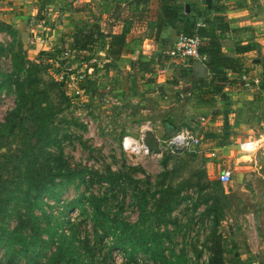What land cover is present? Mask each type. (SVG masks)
<instances>
[{"label": "rangeland", "instance_id": "374dc122", "mask_svg": "<svg viewBox=\"0 0 264 264\" xmlns=\"http://www.w3.org/2000/svg\"><path fill=\"white\" fill-rule=\"evenodd\" d=\"M257 53L264 65L263 54ZM51 64L26 60L17 33L0 32V126L7 113L16 108L19 90L24 93L19 117L22 126L12 136L0 139V194L5 200L0 205L7 204L11 214L3 218L0 211V236H6L2 228L13 231L18 225L13 213L16 201L9 200V192L18 191L17 187L26 189L25 172L30 171L32 157L37 159L39 175L44 165L49 170L54 168V159L61 155L72 169L86 170L85 177L52 188L31 216L20 203L24 228L19 235L24 233L29 238L39 230L41 238L36 246L29 245L25 254H15L12 259L1 246L0 264H46L58 248L66 252L59 264H264V188L235 191L231 180L221 183L223 167L218 156L207 157L202 144L201 154L198 147L178 154L168 150L148 155L124 152L123 137L138 138L140 126L148 121L142 114L149 109L135 115L129 107L124 110L119 101L115 105L94 104L86 94L83 100L93 122L88 129L68 111V98L52 75L55 72L57 76L59 68ZM226 166L228 162L224 169ZM109 173L119 175L114 185L105 179ZM258 175L262 185L264 173ZM89 196L104 199L101 210L106 217L140 231L133 242L141 241L144 234L157 235L159 243L154 242L156 236L151 239L156 244L155 254L138 251L133 255L129 239L123 254L112 248L113 235L101 232L103 241L96 243L90 206L73 203ZM15 238L13 248L19 251L22 246L18 243L24 239ZM40 239L47 242L41 252ZM5 243L3 237L2 245ZM108 250L109 256L104 257Z\"/></svg>", "mask_w": 264, "mask_h": 264}, {"label": "crops", "instance_id": "0c3cea01", "mask_svg": "<svg viewBox=\"0 0 264 264\" xmlns=\"http://www.w3.org/2000/svg\"><path fill=\"white\" fill-rule=\"evenodd\" d=\"M137 1L144 0H0V21L20 37L25 59L38 65H49L48 60L70 50L72 33L78 30L91 33L99 27L105 35L124 30L127 51L116 63L107 61L105 46L67 67L90 71L100 88L111 89L124 110L129 107L137 115L149 109L142 115L155 136L166 138L184 127L193 131L200 141V154L202 144L207 157L218 156L233 190L264 188V179L262 185L257 181L258 173H264V87H260L264 65L257 59L258 51L264 56V0H179L186 13L200 14L197 22L229 28L230 34L218 40L223 56L234 58L237 47L251 49L243 56L246 76L258 83L251 81L252 88L244 90L231 82L213 102L201 100L200 90L219 83L217 77L235 81L233 73L208 71L200 79L194 75V63L189 68L177 60L154 73L131 71L132 62L167 52L177 37L167 28L156 40L157 0L146 5ZM211 4L219 10H212ZM226 162L228 169H224Z\"/></svg>", "mask_w": 264, "mask_h": 264}, {"label": "trees", "instance_id": "16d2710c", "mask_svg": "<svg viewBox=\"0 0 264 264\" xmlns=\"http://www.w3.org/2000/svg\"><path fill=\"white\" fill-rule=\"evenodd\" d=\"M148 1L149 0L137 1V2L146 5ZM157 6H158L157 8L158 10H157L156 21L154 24V30H155L154 36L156 40L160 39L161 33L163 32V30L167 28L172 29L177 36L184 35L186 37H193L197 35L200 38H202L203 41L206 42L204 43L203 46L199 48V54L205 57L203 63L206 65L208 71L210 73H214L215 71H219V70L228 71L233 73L236 77L235 81H228V79L225 78L224 76L217 77L216 79L218 80L219 83H212L210 84L209 87H203L200 90L201 100H203L204 102H213L223 92L224 87L230 85L231 82H235L237 85H240L239 83L240 77L244 74L246 75L248 71L245 66V60L243 56L251 49L246 46H241L235 48L236 56L234 58L223 56L221 53V46L218 40L230 34V30L227 26L219 25L216 28H212V27H207L204 23L197 22V18L200 16V14L186 13L183 7L181 6L179 0H157ZM211 9L219 10L218 8L214 7L213 4H211ZM197 24H202L203 26L197 27ZM0 32L11 33L13 35L16 34V32L12 30L10 25L3 23L1 21H0ZM125 34L126 32L123 30L119 34L105 35L104 33L101 32L99 27H96L95 31L91 33H85L83 30H78L74 34L72 33L71 36L72 42L70 45V51L74 52L72 61H78V60L83 61L87 59L85 56L87 55L92 56L97 50L103 49L106 46L105 56L107 61L110 64L116 63L127 51ZM171 60L172 59L167 54V52H163L156 57H151L147 61L143 60L142 57H139L136 62L131 63V71L133 73H136L137 71L135 70L138 68L139 72L154 73L155 71H157V69L160 70L165 68L169 63V61ZM184 64H186L187 67L190 68L193 62L189 60L186 61ZM263 77H264V67H263ZM87 83H88L87 85L88 91H91L93 89L92 86H94L95 84L92 80H88ZM60 85L62 86V84ZM260 87H264V80L260 85ZM19 95L20 98L16 108L7 113L4 123L0 126V139L6 136H12L15 130L22 126L23 119L19 118L20 111L22 108L23 97H24V93L22 89L19 90ZM29 145L30 148L33 147L31 142ZM48 160L49 159H47L46 162ZM54 162L56 163V165L54 168H51L50 170L46 169L45 165L41 167L42 172H40L41 175H39V171L37 170L38 168L37 159L32 157L31 160L28 162V168L30 169V171L28 170L27 172H25L24 180L26 181L25 182L26 189H21L20 187H17L18 191L9 192V194L11 195L9 200L16 201L14 206L16 211L13 213L15 214V216H17L16 220L18 221V225L13 231L5 230L4 228H2V230L6 232V236L5 235L0 236V247L3 246L5 255L7 254L10 255L11 259L15 254L18 253L25 254L27 251H29L28 246L29 245L36 246L38 243L37 242L38 238H41L40 237L41 232L39 230L35 231V234L29 238H26L25 237L26 234L24 233H22V235L21 234L19 235L18 231L24 228L22 215L19 211L20 203H23V208H26L27 211L25 213L27 214V216H31V211L34 208L40 206L44 195L49 193L52 188L61 187L63 185L69 184L71 180H75L78 177L83 178V176L86 173V170L72 169V167H70L67 161L65 162L63 160L61 155H59V157H56L54 159ZM89 174H92L93 176H98L100 177V179H104L103 176L94 174L93 171H89ZM37 176H43L44 178L39 179ZM118 177L119 175L116 174L113 175L112 173H109L105 177V179H107L108 181L111 182V184L114 185V182L117 181ZM56 179H58L59 181H57ZM34 183H36V185H34ZM0 192L3 193V191ZM14 192H18V195L16 197L13 196ZM82 199L83 202L80 200H76L73 203L79 205H82L83 203H87V205L90 206L92 210L91 220L93 223V230L96 236L95 237L96 243L101 244L103 241V237L99 234V232H101L103 235L106 236L113 235L115 243L112 246V248L120 249V251L123 254H125L127 249V244L129 243L132 248L129 249L131 250L130 252L133 255H135L138 251H142L144 253L151 255L155 254L156 244H153L151 239L153 236H156V238H154V242L159 243L160 238L157 237V235L144 234L142 235L143 238L141 241L133 242V238L136 235H138L140 231H137L136 227H131V229H129L128 227L130 226L106 217L103 211L101 210V203L104 199L95 196L83 197ZM1 200H3V202L5 201L4 198L1 199V194H0V201ZM6 205L3 206L0 205L1 216L3 218H10L11 214L8 213L9 208ZM141 212H142V206H141ZM27 220H29V218ZM1 221L4 222L5 220L1 218ZM129 231H131V233H128ZM3 237L6 240L5 246L2 245ZM15 237L24 239L23 243H18L22 246V248L19 251H15V249L13 248L14 244H16L18 240ZM128 239H129V243H128ZM148 241L151 243H149ZM40 242L43 243V245L40 248V252H41L42 249L47 246V242L44 241L43 239H40ZM110 250L107 251L104 257L109 256ZM65 256H66L65 250L58 248L56 252L52 253L51 256L47 259L46 264H59L64 260ZM70 259L72 258L70 257ZM73 264H83V263L75 261Z\"/></svg>", "mask_w": 264, "mask_h": 264}, {"label": "built area", "instance_id": "2783aa9c", "mask_svg": "<svg viewBox=\"0 0 264 264\" xmlns=\"http://www.w3.org/2000/svg\"><path fill=\"white\" fill-rule=\"evenodd\" d=\"M1 4V3H0ZM203 26L202 24H197V27ZM204 45V41L199 36L186 37L184 35H178L172 47L167 51V54L172 60H177L179 63H185L186 61H200L203 63L205 57L199 54V48ZM74 52L66 50L60 53L54 59H50L47 62L55 68H59V73L57 76L53 73V77L56 81L62 84V89L68 98L67 108L71 112L73 118L76 119L82 125H85L88 129L93 126V122L90 117V111L86 107L87 102H84L83 96L90 94L91 101L94 104L99 102V104H117V99L113 97L111 89L106 86L104 89H100L98 81H96L90 71L76 70L74 68H68L67 64L71 65ZM89 76V77H88ZM88 80L94 82L92 86V91H88ZM251 78L249 79L246 75H242L239 79V83L244 90H249L252 88L253 82L258 83L254 80L251 83ZM149 122L141 125L139 128L138 138L134 139L132 136H125L122 139L121 146L123 151L131 154L144 153L146 155L150 154L147 152L145 147V136L148 131H152L149 128ZM157 138V143L159 145L160 153L164 150H168L172 154H178L191 150L192 148H197L200 144L199 138L188 128H181L173 135L166 137L165 139ZM264 139V136H263ZM262 140V139H261ZM230 181V174L224 172L220 176L221 183H228ZM251 264H258L257 262H252Z\"/></svg>", "mask_w": 264, "mask_h": 264}, {"label": "water", "instance_id": "95a60500", "mask_svg": "<svg viewBox=\"0 0 264 264\" xmlns=\"http://www.w3.org/2000/svg\"><path fill=\"white\" fill-rule=\"evenodd\" d=\"M254 63H259V60H255ZM193 72L196 78H205L208 73L207 67L200 61H196L193 65ZM145 147L148 153L159 154L160 149L157 143V138L152 131H148L145 136Z\"/></svg>", "mask_w": 264, "mask_h": 264}]
</instances>
